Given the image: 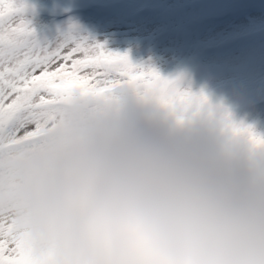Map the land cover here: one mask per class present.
<instances>
[{
	"label": "clouds",
	"instance_id": "1",
	"mask_svg": "<svg viewBox=\"0 0 264 264\" xmlns=\"http://www.w3.org/2000/svg\"><path fill=\"white\" fill-rule=\"evenodd\" d=\"M0 205L44 264H264V142L128 86L75 96L0 150Z\"/></svg>",
	"mask_w": 264,
	"mask_h": 264
},
{
	"label": "rangeland",
	"instance_id": "2",
	"mask_svg": "<svg viewBox=\"0 0 264 264\" xmlns=\"http://www.w3.org/2000/svg\"><path fill=\"white\" fill-rule=\"evenodd\" d=\"M199 0H24L42 44L71 32L180 85L264 133V0H239L204 21Z\"/></svg>",
	"mask_w": 264,
	"mask_h": 264
},
{
	"label": "snow or ice",
	"instance_id": "3",
	"mask_svg": "<svg viewBox=\"0 0 264 264\" xmlns=\"http://www.w3.org/2000/svg\"><path fill=\"white\" fill-rule=\"evenodd\" d=\"M24 0H0V150L34 139L56 118L61 105L75 96L103 99L121 86L136 89L182 119L202 108L222 113L233 133L254 143L264 136L251 125L232 119L202 92L182 87L177 77L162 76L152 67L134 64L127 52L86 44L71 32L54 45L42 44L24 15ZM0 264H44L11 211L0 205Z\"/></svg>",
	"mask_w": 264,
	"mask_h": 264
},
{
	"label": "water",
	"instance_id": "4",
	"mask_svg": "<svg viewBox=\"0 0 264 264\" xmlns=\"http://www.w3.org/2000/svg\"><path fill=\"white\" fill-rule=\"evenodd\" d=\"M236 0H202L203 8L198 18H207L225 10L231 3Z\"/></svg>",
	"mask_w": 264,
	"mask_h": 264
}]
</instances>
